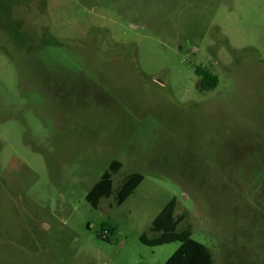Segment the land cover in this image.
Instances as JSON below:
<instances>
[{"label": "rangeland", "instance_id": "rangeland-1", "mask_svg": "<svg viewBox=\"0 0 264 264\" xmlns=\"http://www.w3.org/2000/svg\"><path fill=\"white\" fill-rule=\"evenodd\" d=\"M114 161L145 179L94 209ZM173 198L213 264H264V0H0V264H165Z\"/></svg>", "mask_w": 264, "mask_h": 264}, {"label": "trees", "instance_id": "trees-1", "mask_svg": "<svg viewBox=\"0 0 264 264\" xmlns=\"http://www.w3.org/2000/svg\"><path fill=\"white\" fill-rule=\"evenodd\" d=\"M196 74L201 78L202 87L205 91H212L217 88L219 80L208 69L197 68ZM122 169L123 165L121 162H112L99 182L90 190L87 195V201L92 208L99 209L102 200L112 197H114V204L111 207L121 206L143 183L144 175L131 173L124 177L120 188L115 190L113 179ZM177 205V199L173 198L154 219L149 231L140 237L141 243L150 247H158L175 242L181 243V247L165 264H213V256L210 249L192 239V229L190 227L180 229L185 216H176ZM105 231L109 233L107 236H104ZM115 231V228L103 225L99 238L109 242L111 237L115 235Z\"/></svg>", "mask_w": 264, "mask_h": 264}, {"label": "built area", "instance_id": "built-area-1", "mask_svg": "<svg viewBox=\"0 0 264 264\" xmlns=\"http://www.w3.org/2000/svg\"><path fill=\"white\" fill-rule=\"evenodd\" d=\"M109 233L107 231L104 232V236H107Z\"/></svg>", "mask_w": 264, "mask_h": 264}, {"label": "flooded vegetation", "instance_id": "flooded-vegetation-1", "mask_svg": "<svg viewBox=\"0 0 264 264\" xmlns=\"http://www.w3.org/2000/svg\"><path fill=\"white\" fill-rule=\"evenodd\" d=\"M200 85H202V82L200 81ZM120 188V186H118V189Z\"/></svg>", "mask_w": 264, "mask_h": 264}]
</instances>
